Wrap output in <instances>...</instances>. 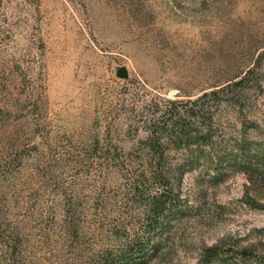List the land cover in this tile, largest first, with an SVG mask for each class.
<instances>
[{"label":"rangeland","instance_id":"rangeland-1","mask_svg":"<svg viewBox=\"0 0 264 264\" xmlns=\"http://www.w3.org/2000/svg\"><path fill=\"white\" fill-rule=\"evenodd\" d=\"M160 160L118 264H264V0H0V264L115 257Z\"/></svg>","mask_w":264,"mask_h":264},{"label":"trees","instance_id":"trees-1","mask_svg":"<svg viewBox=\"0 0 264 264\" xmlns=\"http://www.w3.org/2000/svg\"><path fill=\"white\" fill-rule=\"evenodd\" d=\"M252 71L253 69H248L237 81L230 80L231 82L217 89V91H211L209 93L210 96H215L216 94L231 89L233 90L235 87L243 85V83H245V81L247 80L252 81L249 78ZM207 96L208 93H203L202 98H205ZM177 126L174 128L175 130L178 129ZM155 134H157V132H155ZM154 138L157 139V136L155 135ZM154 138L150 137V142L154 141ZM149 152L155 155V157H158L159 159H162L166 155V151L161 148H155V150L150 149ZM148 169L149 173L147 177L146 175H144L145 178L159 181L162 183L163 186L159 193L150 196L145 203L147 233H145L142 239L134 238L132 240H129L124 246V248L120 250V252L117 253L115 257L103 255L97 264H118L127 261L131 257L142 256L146 249L150 247L149 244L151 243V234H155L157 231H159L163 222V218L166 216V214L170 212L171 209L177 210L182 208L181 203L176 198L177 196L176 193H174V190L171 189L167 185V183L165 184V182H167V180H169L171 176H178L180 175V173L174 171L173 168L168 167L162 162V160L158 161L155 165L149 163ZM210 252H212V250H207L205 254H208ZM245 255L246 252L241 253L242 257Z\"/></svg>","mask_w":264,"mask_h":264},{"label":"water","instance_id":"water-1","mask_svg":"<svg viewBox=\"0 0 264 264\" xmlns=\"http://www.w3.org/2000/svg\"><path fill=\"white\" fill-rule=\"evenodd\" d=\"M116 77L120 79H127L128 78V71L126 67L121 66L117 71H116Z\"/></svg>","mask_w":264,"mask_h":264}]
</instances>
